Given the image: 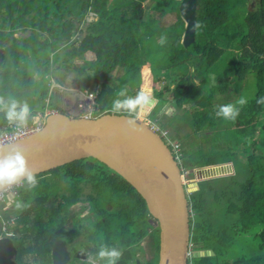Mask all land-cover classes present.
<instances>
[{"label": "trees", "instance_id": "16d2710c", "mask_svg": "<svg viewBox=\"0 0 264 264\" xmlns=\"http://www.w3.org/2000/svg\"><path fill=\"white\" fill-rule=\"evenodd\" d=\"M145 1L0 0V96L27 102L30 121L36 112L57 107L52 83L61 84L58 70L70 69L78 72L81 91L97 88V116L114 112L121 92L135 96L143 85L148 90V76L161 82L153 87L155 111L167 93L172 122L189 126L177 139L210 144L208 150L179 151L182 170L235 166L232 174L199 181L188 194L190 251L212 254L192 255L187 264H264V104L257 103L264 96V0L254 6L250 0H196L188 46L181 41L180 0H152L147 9ZM88 11L96 17L84 26ZM167 15L174 19L163 24ZM86 53L94 58L74 63ZM241 96L247 103L236 104L235 120L216 116L219 106ZM11 123L17 122L0 114V129ZM34 176V187L26 179L13 187L10 209L0 207L5 220L15 217L0 233L9 232L19 264H52L49 240L73 244L76 236L83 242L79 248L99 264L101 244L122 250L118 264H157L159 226L150 221L143 197L103 162L81 158ZM79 205L92 213L81 216L82 209H74Z\"/></svg>", "mask_w": 264, "mask_h": 264}, {"label": "water", "instance_id": "95a60500", "mask_svg": "<svg viewBox=\"0 0 264 264\" xmlns=\"http://www.w3.org/2000/svg\"><path fill=\"white\" fill-rule=\"evenodd\" d=\"M196 4V0H180L178 9L185 22L181 40L184 46L194 40ZM2 50L0 47V63ZM129 121L133 123L130 125ZM13 148L23 154L33 175L86 157L103 162L143 197L154 224L159 226L157 264H187L191 254L187 197L191 190L184 186L182 169L169 147L138 115L109 112L85 117L56 111L46 116L39 131L0 145V156ZM200 170L209 172L198 176ZM233 170L231 162L194 169L198 180L232 174ZM24 179L21 176L13 183L0 184V191L19 185ZM49 246L52 264L68 263L70 251L64 239L53 237ZM208 254L212 252H192V255ZM16 255L12 239L7 235L0 237V264H19ZM78 256L83 257V251L78 250Z\"/></svg>", "mask_w": 264, "mask_h": 264}, {"label": "rangeland", "instance_id": "374dc122", "mask_svg": "<svg viewBox=\"0 0 264 264\" xmlns=\"http://www.w3.org/2000/svg\"><path fill=\"white\" fill-rule=\"evenodd\" d=\"M256 1L257 0H250V4L252 6H254L255 3H257ZM151 4H152V0H146L143 3V5L146 9L149 8ZM95 17H96V15L93 12L88 11L87 15L85 16L84 26L87 23H89L90 21H92L93 19H95ZM173 19H174L173 15H167L166 17H164L162 19V23L163 24H169L172 22ZM27 33L28 32L25 31V32L21 33V36H25V35H27ZM92 58H94V55L92 53L91 54L86 53L84 57L77 59L74 63L75 64H82L85 62L84 60L92 59ZM146 65L147 64L143 65V68L141 70L142 73L144 72L143 69H145ZM147 70H148V67H147ZM58 73L59 74L61 73L63 76V78H61V82H60L61 84L57 85V83L54 82V83H52L53 85L51 86V89L53 90V93L55 96V100H57L56 101L57 110L61 111V108H63L65 110L64 112H66L67 114H69L71 116H83V114L86 113V111L89 109H87L88 106H85V105H87L88 101L87 100L84 101V97H85L84 93H81V89L79 88L81 80L78 78V76H79L78 72H76L74 70H70V69L65 70V69L61 68L60 70H58ZM112 78H114L113 74H112ZM147 83H148V86L150 89H148L149 91L145 92V93H147L150 97L153 98V97H155L154 93H153V87H155V88L161 87L162 83L155 81V80H151L150 76H148ZM143 84H145V81L143 82ZM94 86L92 85L90 88L92 90H94ZM143 86H141L142 90L144 89ZM168 96L169 95L167 93L163 94V98H166V100H164V103H162L160 108L158 107L156 109L157 112L155 111V106H154L155 103L153 101L149 105H147L144 110L137 111L136 114L142 120L146 121L148 124L153 122L155 124H158L159 126H161L160 123H165L167 121V119H169V123H168L169 126H166V129L168 130V134H169L170 138L179 143L180 151H184V149L192 151V150H196V149H200V148H202L201 150H208V148L210 147V144H208V141L207 142L200 141L199 143H197L195 141V138L191 139L192 141H185V140L181 141V140L177 139V136H180L184 131L189 129V126L186 124H183V123L180 126V125H176L177 123L172 122L171 115L174 112V108H173L171 102L168 101L169 100ZM157 101H158V99H157ZM79 104H82L85 107L84 108L78 107ZM94 105H95V103H94ZM153 106H154V108H153ZM92 112L94 113L93 115H95L94 106L92 107ZM93 115H92V117H94ZM175 126H176V129H175ZM215 160L218 161L219 159L217 158ZM182 161H183V159H182ZM234 167H233V169H234ZM198 182L199 181L197 179V175L193 169H187L186 172H183V183H184V186L186 188H188L189 190L192 191V189H194L196 186H198ZM12 190H14V189H12ZM189 193L190 192H188V194ZM11 194L9 193V196H11ZM11 202H12V200L10 197V200L8 201V209H10L9 205L11 204ZM215 202H217V201H215ZM81 204L85 205L86 202H83ZM218 206H219V204H216V207H218ZM74 209L76 211L82 209L81 213H80L81 216H83L85 214L92 213L90 208L84 207V206L81 207V205H79L78 207L77 206L74 207ZM150 221L152 223H154L152 218H150ZM0 228H1V226H0ZM2 236H4V235L2 234L0 237H2ZM73 240H74L73 244L67 243V247L68 248L71 247V252H72L71 258L68 261V263L73 262L74 264H87V262H91L92 264H99L98 263L99 261L97 259L93 258L91 252L86 251L85 249L82 250V251H85L84 252L85 258L84 259L78 260V258L74 257L73 256V250L81 247L83 242H78L79 240H81L80 236H76ZM147 244H148L147 239L146 238L142 239L141 245L144 249L142 255L145 258L150 256V251H149V247ZM76 250L78 252V249H76ZM69 251H70V249H69ZM138 255H141V253L138 252Z\"/></svg>", "mask_w": 264, "mask_h": 264}, {"label": "clouds", "instance_id": "9594fccd", "mask_svg": "<svg viewBox=\"0 0 264 264\" xmlns=\"http://www.w3.org/2000/svg\"><path fill=\"white\" fill-rule=\"evenodd\" d=\"M161 43H163V38L161 39ZM145 89L146 88H144L143 91L138 92L135 96H126L124 92H121L119 95L124 97V98L123 99H114L112 102V110L114 112H119L121 110H125L129 113H135L138 110H144L146 108V106L151 103V98H152L147 93H145V92H148L149 90H145ZM89 91H92V90H89ZM84 92L85 91H81V93H84ZM152 99L154 100V103H155L154 106H155L157 103V99L154 97ZM246 103H247V98L244 96H241L236 100L235 104L228 103V104L219 106L218 109L216 110L215 114H216V116L222 117L225 120H235V118L238 116L239 111H240V109L238 107H236V104L243 106ZM257 103L264 104V96H261L257 100ZM154 106H153V108H154ZM54 110H55V112L58 111L55 108H54ZM30 111H31V109H30L27 102L19 101L15 98H11V97L4 98V97L0 96V114H2L3 117L7 121L18 122L19 124L22 125V124L26 123ZM90 117H92V114ZM94 117H96V116H94ZM128 123L131 125L133 122L129 121ZM177 162L179 163V165L182 169L181 156H180V161L177 160ZM194 169L195 168H193V170ZM183 172H186V170H184V171L182 170V173ZM21 176L25 177V179H26V181L30 187H34L36 185L37 179L32 174V172L27 169L26 160H25L23 154L20 151L13 148V150L10 151L9 153H7L3 156H0V184L13 183L17 180V178H19ZM198 181H201V180H198ZM14 186H18V185H14ZM14 186H12V188ZM196 187L198 188V186H196ZM11 199H12V196H11ZM9 207L11 208V204L9 205ZM17 207L19 208V207H21V205L17 204ZM4 209H6V208H4ZM11 218H14V220H15V217H11ZM153 222H154V219H153ZM153 225L156 226L154 223H153ZM8 234H9V232L4 233V235L9 236ZM78 250H81V249H78ZM189 251H190V245H189ZM84 252L85 251H83V254H84ZM70 254H71V252H70ZM121 255H122L121 249L116 248V247L109 248L107 245L101 244L100 249L97 253V258L100 259L103 262V264H118V261H119ZM70 258H71V256H70Z\"/></svg>", "mask_w": 264, "mask_h": 264}, {"label": "built area", "instance_id": "2783aa9c", "mask_svg": "<svg viewBox=\"0 0 264 264\" xmlns=\"http://www.w3.org/2000/svg\"><path fill=\"white\" fill-rule=\"evenodd\" d=\"M95 91V92H94ZM92 91H85L84 92V100L88 101L87 105L88 106L86 113L83 114L85 117H90L92 114V107L94 106V100L96 98V93H97V88ZM82 104H79L78 107H85ZM55 112L54 109H48L45 108L43 112L38 111L36 112L32 117L30 121H26L24 124H19L17 123H11L8 128L6 129H0V145L2 144H7V143H12L15 142L31 133H34L36 131H39L42 126L45 123V118L48 114ZM149 126L159 134V136L163 139L165 144L170 148L171 152L173 153L174 157L180 161V145L177 141L173 140L170 138L168 134L167 129L161 128L158 124H155L153 122L149 123ZM13 188H7L2 191H0V207L2 209L8 207V201L10 200V197L14 193ZM13 192V193H12ZM9 193L11 196H9ZM0 219H1V228L3 231H7V225L9 223L14 222V218H10L9 220H5L3 216L0 213Z\"/></svg>", "mask_w": 264, "mask_h": 264}, {"label": "flooded vegetation", "instance_id": "af4514ba", "mask_svg": "<svg viewBox=\"0 0 264 264\" xmlns=\"http://www.w3.org/2000/svg\"><path fill=\"white\" fill-rule=\"evenodd\" d=\"M76 252H77V250L74 252V256H75L76 258H78V260H82V259L85 258V254H83V257H81V256H78V257H77V253H76ZM191 253H192V252H191ZM71 255H72V252H71L70 256H71ZM190 256H192V254H190ZM190 256H189V257H190Z\"/></svg>", "mask_w": 264, "mask_h": 264}, {"label": "crops", "instance_id": "0c3cea01", "mask_svg": "<svg viewBox=\"0 0 264 264\" xmlns=\"http://www.w3.org/2000/svg\"><path fill=\"white\" fill-rule=\"evenodd\" d=\"M79 87H80V85H79ZM85 101V100H84ZM56 110H57V108H55ZM59 111V110H58ZM65 110L63 109V108H61V112H64ZM139 111V110H138ZM66 113V112H65ZM158 115V114H157ZM1 230H2V228H1ZM2 232V231H1ZM0 235H2V233H0Z\"/></svg>", "mask_w": 264, "mask_h": 264}, {"label": "bare ground", "instance_id": "6f19581e", "mask_svg": "<svg viewBox=\"0 0 264 264\" xmlns=\"http://www.w3.org/2000/svg\"><path fill=\"white\" fill-rule=\"evenodd\" d=\"M120 260V259H119Z\"/></svg>", "mask_w": 264, "mask_h": 264}]
</instances>
